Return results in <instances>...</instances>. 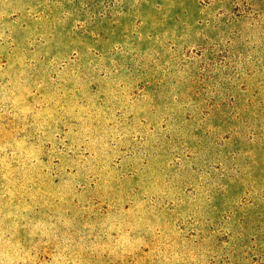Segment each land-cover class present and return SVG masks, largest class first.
<instances>
[{
    "label": "rangeland",
    "instance_id": "rangeland-1",
    "mask_svg": "<svg viewBox=\"0 0 264 264\" xmlns=\"http://www.w3.org/2000/svg\"><path fill=\"white\" fill-rule=\"evenodd\" d=\"M0 264H264V0H0Z\"/></svg>",
    "mask_w": 264,
    "mask_h": 264
}]
</instances>
